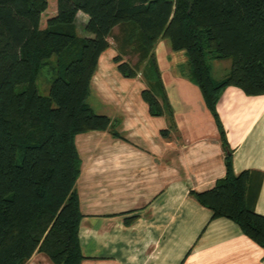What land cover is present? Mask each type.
<instances>
[{
	"label": "trees",
	"instance_id": "obj_1",
	"mask_svg": "<svg viewBox=\"0 0 264 264\" xmlns=\"http://www.w3.org/2000/svg\"><path fill=\"white\" fill-rule=\"evenodd\" d=\"M48 0H0V264H25L34 252L53 264H80L82 218L76 181L81 157L77 134L107 131L124 139L118 120L88 102L100 55L113 57L124 78L140 77V96L152 116L174 124L154 47L168 39L186 57L182 74L195 84L218 128L225 173L204 191H190L211 218L225 217L264 249V216L248 199V171L235 173L233 148L217 110L230 86L264 95V0H56V12L40 25ZM78 11L88 16L75 31ZM114 28H117L114 33ZM136 56L130 62L124 56ZM231 60L215 81L207 59ZM51 69L47 95L36 79ZM135 220V216L126 223Z\"/></svg>",
	"mask_w": 264,
	"mask_h": 264
},
{
	"label": "crops",
	"instance_id": "obj_2",
	"mask_svg": "<svg viewBox=\"0 0 264 264\" xmlns=\"http://www.w3.org/2000/svg\"><path fill=\"white\" fill-rule=\"evenodd\" d=\"M163 41L154 53L173 125L165 115L149 114L139 76L117 71V46L110 41L98 59L92 93L107 108L104 114L118 120L124 139L107 131L75 137L82 160L76 181L83 215L80 264H264L262 247L232 220L211 218L190 194L210 189L224 175L226 149L199 88L182 74L186 57L171 60L173 50ZM217 110L233 148V170L248 171V199L264 216V95L228 86ZM90 151L95 156H85ZM25 264L53 263L34 252Z\"/></svg>",
	"mask_w": 264,
	"mask_h": 264
},
{
	"label": "rangeland",
	"instance_id": "obj_3",
	"mask_svg": "<svg viewBox=\"0 0 264 264\" xmlns=\"http://www.w3.org/2000/svg\"><path fill=\"white\" fill-rule=\"evenodd\" d=\"M55 12H56V0H48L47 9L44 12H42V14H41V19H40L41 27H44L46 19L48 17L54 15ZM82 14H84V13L80 11V13L78 15H76L75 22H74L75 31H76L77 35H79V36H89V34L84 30V24L85 23H83V19H82L83 15ZM116 32H118L117 28L114 29V33H116ZM162 40H164L166 46L170 48L169 40L168 39H162ZM110 41L112 43V46H114V47L117 46V43L115 40L110 39ZM160 48L161 47H159V49ZM154 50H157L156 45L154 47ZM172 52L173 53H170V54H172L170 57L171 60H172L173 56H179V55H182L183 58H185L183 51H172ZM126 58L129 61L133 62V61H135L136 56H127ZM221 60H224V61H221ZM207 64H208V68H209V75L211 76V78L215 81H219L228 75V73L230 71L231 60L229 58H226V59L209 58V59H207ZM184 67H185V63L180 64L181 69ZM54 76H55V74L51 69L45 68L40 72V74L38 75V77L36 79V87H37V91L40 95H47L50 82ZM121 92H124V91L121 90ZM88 102L95 112H97V113H107L108 112L107 108H104L103 104H101V102L94 96V94L92 93V89H91L90 96L88 98ZM96 155H97V153H96ZM85 156H95V152L90 151L89 154L87 153V154H85Z\"/></svg>",
	"mask_w": 264,
	"mask_h": 264
},
{
	"label": "water",
	"instance_id": "obj_4",
	"mask_svg": "<svg viewBox=\"0 0 264 264\" xmlns=\"http://www.w3.org/2000/svg\"><path fill=\"white\" fill-rule=\"evenodd\" d=\"M226 149V153H229V149L228 148H225Z\"/></svg>",
	"mask_w": 264,
	"mask_h": 264
}]
</instances>
